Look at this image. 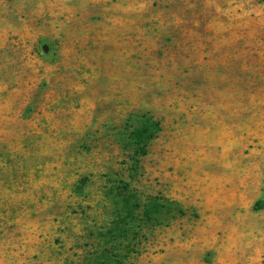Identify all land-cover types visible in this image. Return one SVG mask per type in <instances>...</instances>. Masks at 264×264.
<instances>
[{"label": "rangeland", "instance_id": "obj_1", "mask_svg": "<svg viewBox=\"0 0 264 264\" xmlns=\"http://www.w3.org/2000/svg\"><path fill=\"white\" fill-rule=\"evenodd\" d=\"M0 264H264V0H0Z\"/></svg>", "mask_w": 264, "mask_h": 264}]
</instances>
